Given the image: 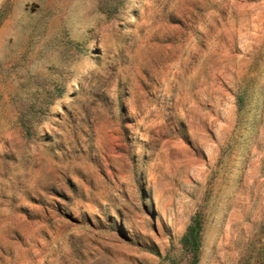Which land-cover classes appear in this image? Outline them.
<instances>
[{
	"label": "rangeland",
	"instance_id": "1",
	"mask_svg": "<svg viewBox=\"0 0 264 264\" xmlns=\"http://www.w3.org/2000/svg\"><path fill=\"white\" fill-rule=\"evenodd\" d=\"M264 264V0H0V264Z\"/></svg>",
	"mask_w": 264,
	"mask_h": 264
},
{
	"label": "trees",
	"instance_id": "2",
	"mask_svg": "<svg viewBox=\"0 0 264 264\" xmlns=\"http://www.w3.org/2000/svg\"><path fill=\"white\" fill-rule=\"evenodd\" d=\"M202 220L196 216L189 225L187 232L182 237L184 247L193 253V264L198 261V254L201 246Z\"/></svg>",
	"mask_w": 264,
	"mask_h": 264
}]
</instances>
